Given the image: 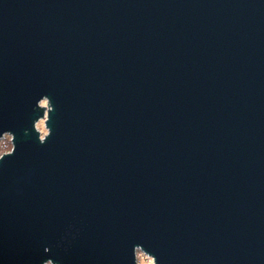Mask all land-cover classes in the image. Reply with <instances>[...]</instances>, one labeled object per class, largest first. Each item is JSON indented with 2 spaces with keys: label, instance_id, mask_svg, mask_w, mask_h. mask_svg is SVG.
I'll list each match as a JSON object with an SVG mask.
<instances>
[{
  "label": "water",
  "instance_id": "obj_1",
  "mask_svg": "<svg viewBox=\"0 0 264 264\" xmlns=\"http://www.w3.org/2000/svg\"><path fill=\"white\" fill-rule=\"evenodd\" d=\"M5 134L0 264H264V0H0Z\"/></svg>",
  "mask_w": 264,
  "mask_h": 264
},
{
  "label": "rangeland",
  "instance_id": "obj_2",
  "mask_svg": "<svg viewBox=\"0 0 264 264\" xmlns=\"http://www.w3.org/2000/svg\"><path fill=\"white\" fill-rule=\"evenodd\" d=\"M40 106H43L45 108L46 102L42 101L40 103ZM38 125H40V126L38 127ZM36 129H38V131L40 132L41 135H43L45 133V129L43 128V120H39L36 123ZM5 136H9V135L5 134L4 136H2L0 138V155L9 152V151H5L4 150L5 149V144H4L3 141H4V137ZM8 147L11 148L10 141L8 142ZM135 260H136L137 264H152V259L150 257H147L146 255H144L139 250L136 251V259Z\"/></svg>",
  "mask_w": 264,
  "mask_h": 264
},
{
  "label": "clouds",
  "instance_id": "obj_3",
  "mask_svg": "<svg viewBox=\"0 0 264 264\" xmlns=\"http://www.w3.org/2000/svg\"><path fill=\"white\" fill-rule=\"evenodd\" d=\"M40 125H38V127H39ZM9 140H10V137L9 136H5L4 137V144H5V151H10V148L8 147V142H9ZM42 264H54V261H53V259H46V260H44L43 262H42Z\"/></svg>",
  "mask_w": 264,
  "mask_h": 264
}]
</instances>
